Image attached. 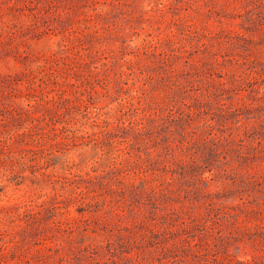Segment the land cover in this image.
Segmentation results:
<instances>
[{
	"label": "rangeland",
	"instance_id": "374dc122",
	"mask_svg": "<svg viewBox=\"0 0 264 264\" xmlns=\"http://www.w3.org/2000/svg\"><path fill=\"white\" fill-rule=\"evenodd\" d=\"M0 264H264V0H0Z\"/></svg>",
	"mask_w": 264,
	"mask_h": 264
}]
</instances>
